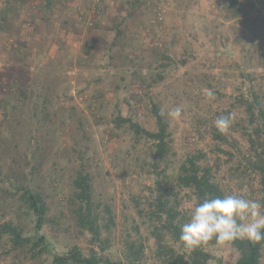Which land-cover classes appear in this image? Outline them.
<instances>
[{"label": "rangeland", "instance_id": "374dc122", "mask_svg": "<svg viewBox=\"0 0 264 264\" xmlns=\"http://www.w3.org/2000/svg\"><path fill=\"white\" fill-rule=\"evenodd\" d=\"M2 2L0 0V8ZM186 2L184 0V4L178 6L174 0H151L148 9L143 5L126 21L127 31L123 40L128 45L125 54L115 53L112 57L109 41L113 33L108 27L113 23L120 1L51 0L47 6L45 0H22L13 8L10 30H0V77L14 69L22 74L29 85L26 103L43 109L39 116H43L42 112L47 110L52 119V128L39 130L37 116L33 119L28 116L23 128H18L16 122L22 117H7L5 109L1 107L0 158L8 157L7 161L3 159L7 167L11 156L18 157L23 168L24 155L28 154V159L31 158L36 137L39 136L41 147L36 149L39 160L29 159L30 163L23 170L27 178L20 173L17 176L23 179L19 180L22 184L35 185L38 182L43 185L49 201L48 215L62 220L56 225L57 229L50 223L36 229L34 216L22 215L24 204L19 198L22 190L16 191L12 182L0 175V223L11 219L24 225L25 236H31L34 240L43 236L46 246L35 257L30 252L27 256L13 250L8 254L0 252V264H16V255L21 259L19 264H54L55 255L68 253L75 244L85 254L89 253L92 245L89 242L90 234L78 233L74 217L66 207L70 192L69 168L60 184L54 180V174L60 175L58 171L61 165L71 164L62 158V150L72 145L84 150L85 157L91 159V170L96 179L95 197L102 203H108L115 215L110 235L111 246L102 255L111 261L123 260V250L127 242L133 240L145 244L143 264H160L155 256V249L159 245L152 237V221L138 213L135 202L138 198L141 200L140 208H147L144 199L150 195L148 187L154 185L157 178L150 164L151 141L142 139L136 142L134 132L125 128L115 129L113 118L119 111L141 125L154 129L155 118L151 115L153 103H158L165 113L174 106H182L181 118L167 116L173 154L165 174L169 186L165 192L171 199L175 197L169 193L178 192L182 209L190 211L197 197L189 188L179 186L177 175L187 154L198 148L206 151L212 162L217 155L221 156L222 166L217 176L229 194L260 200L259 180L256 177H231L229 167L238 163L232 161L227 164V155L218 152L217 142L211 135L205 134L201 138L197 131L198 117H211L214 111L229 108L237 87L242 85L239 69L232 64V51L220 54L215 61L207 60L204 53L212 46L202 48L200 42L207 46L210 37L215 34L218 39L229 36L233 40L232 25L236 22L224 19L217 0ZM249 16H259L256 19L258 22L264 20V5L257 0ZM173 23L181 27L176 36L180 46L194 32L202 39L191 42L198 49L199 57L191 59L186 65L167 66L162 70L156 66L159 62L154 61L157 58L155 54L165 49L164 39L171 38L166 32ZM238 24L242 27L239 30L241 35L255 37L244 24ZM207 25L213 31L210 36L203 37L202 28ZM159 71L163 72V78L154 82ZM207 71L214 75L215 88L219 92L195 85L187 79ZM256 71L264 72V68H257ZM207 89L214 92V99L206 97ZM33 90L43 93L40 97L36 93L32 96ZM45 95L50 97V102L45 101ZM1 98L2 94L0 101ZM234 113L236 115V110ZM237 114V118L243 116L242 113ZM111 131L115 134L113 138L109 137ZM234 135L245 144L239 132ZM78 139L80 143L76 145ZM16 143L19 144V153L15 152ZM222 147L228 149L225 144ZM75 163H78L76 158ZM34 164H37L38 170L32 173ZM15 183L18 184V181ZM135 226L139 227V232ZM176 247L180 250L178 245ZM204 247L212 254L211 264H234L240 256L232 242H209Z\"/></svg>", "mask_w": 264, "mask_h": 264}, {"label": "trees", "instance_id": "16d2710c", "mask_svg": "<svg viewBox=\"0 0 264 264\" xmlns=\"http://www.w3.org/2000/svg\"><path fill=\"white\" fill-rule=\"evenodd\" d=\"M2 1L0 30H10V14H12L13 8L17 3L22 0ZM112 1H120V4L113 17L112 25L108 27L109 31L113 33L109 41L111 57L115 53L125 54L124 50L128 45V42L123 40L127 31L126 21L134 13L142 9L143 5H145V9L151 6V0ZM174 1L178 3V6L184 4V0ZM195 1L197 0H187L186 3L191 4ZM256 1L217 0L221 4L222 11L220 14L224 19L236 22L232 25L235 37L233 40L229 36H222L221 39H218L215 34L210 37L207 46L204 42H200V44L202 48L212 46L204 53L207 60L212 59L215 61L221 56L220 54L232 51V64L239 69L242 85L237 87L236 96L230 102L229 108L218 109L214 111L211 117H198L199 125L197 131L201 138H204L205 134L211 135L212 139L217 142L216 149L218 152L227 155L225 160L227 164L232 161L238 163L237 166L236 163L235 165H230L231 177L241 176L243 178L249 177L250 179L256 177L259 180V193H261L259 201L264 203V72L256 71L257 68H264V45L262 43L264 42V20L258 22L256 19L260 18L259 16H249L251 10L256 7ZM258 1L264 5V0ZM45 3L48 6L51 4V0H45ZM239 22L244 24L255 37L249 38L241 35L239 30L242 27L238 24ZM180 29L181 27L178 23H173L166 32L171 38L164 39L165 49L155 54L157 58L154 61L159 62L156 66H160L159 68H162V70L167 68V66L186 65L191 59L199 57L198 49L193 47L191 42L192 40L201 41L202 39L194 32L192 37L185 39L180 46V42L176 39ZM212 31L209 25L203 26V37L210 36ZM105 42H107V39H105ZM229 43L231 45L228 49ZM178 46H180L179 50L177 49ZM12 71L4 73L0 77V94H2L0 108L3 107L5 109L7 117L11 115L22 117L21 120L16 122L18 123V128H23L26 118L32 117L33 119L37 116L36 122L39 130L48 127L51 129L52 119L49 112L46 110L42 112L44 113L43 116H39L43 109L40 110L39 106L34 108L28 102L26 103V99L29 98L27 93L29 85L22 74L15 69ZM157 75V79L153 78L154 82L163 78V72L159 71ZM187 79L195 85L213 88L214 92H219L215 88L217 83L214 82V75L211 71H207L202 75L199 74L196 77L190 76ZM33 93L36 92L33 90L31 92L32 96L34 95ZM42 93L38 91L36 94L40 97ZM45 99L46 102L51 101L47 95H45ZM204 104L207 106V103ZM208 104L210 106V103ZM161 110L162 108L158 103L152 104L151 115L155 118L154 129H149L138 121H134L131 117L122 115L120 111L113 118L114 128L117 130L125 128L126 131L134 132L136 142L142 139L151 141L152 160L150 164L157 178L155 184L148 187L150 195L144 199L147 208H140L141 200L135 199L138 213L152 221V237L155 238L159 245L155 249V256L160 264H211L212 254L204 246L188 251L183 248L182 242L179 240L181 225L187 221L190 211L181 208V199L178 192L171 191L169 193L174 195L175 198L173 199L165 192L169 190L165 174L168 164L172 161L170 157L173 152L170 145L172 139L169 121L166 114L164 116L161 115ZM234 110H236V119L230 131L227 134L220 133L214 126V120L218 116L226 115L234 112ZM237 112L242 113L243 116L237 118ZM81 123L82 121H80V127L82 126ZM202 127L204 128L202 129ZM235 132L240 133V137L246 141L245 144L234 135ZM114 136V131H111L109 137L113 138ZM76 143H80L79 139L75 141ZM224 144L227 145L228 149L222 147ZM35 145V149H32L31 158L29 159L37 161L39 160V153L36 149L41 147L39 136L36 137ZM15 148V152L19 153L18 143H16ZM85 153L84 150L77 149L75 145L64 147L62 158L71 164L67 166L61 165L58 171L60 175L54 174V180L56 182L58 180L57 184H60L65 171L69 168L70 179L68 186L70 192L66 198V207L74 217L78 233H89V242L92 245L89 248V253L85 254L82 248L75 244L68 253L55 255L54 264H143L145 244L137 243L133 240L127 242L126 248L123 250L125 255L123 260L111 261L102 255L111 246L110 235L111 228L115 224V215L108 203H102L95 197L96 179L91 170V159L85 157ZM0 155H2L1 152ZM7 158V156H3L4 161H7ZM75 158L78 162L77 164L75 163ZM3 159L0 158V175H3L5 180L12 182L10 184L16 188V191L22 190L19 196L24 204L21 208L22 215L32 214L35 219L36 229L42 228L47 223L57 229L56 225L60 224L62 219L48 215L49 201L45 194V187L38 182L35 185L31 183L29 185L22 184L23 182L19 180L23 179L17 176L20 173L27 178L28 175L23 170L30 163L28 154L24 155L25 166L23 168V164L18 157L11 156L7 167ZM161 164H164V166L162 167ZM221 166V156L217 155L212 162L208 153L198 148L188 153L182 161L177 175L178 184L183 188H189L196 195L197 201L228 195V191L223 188L217 176ZM37 170V164L32 165V173ZM15 181H18V184ZM18 210H20L19 206ZM135 228L139 232V227L135 226ZM24 233V225H19L11 219L2 221L0 223V252L8 254L13 250L24 256H27L30 252L31 256L35 257V254H40L45 250L46 246L43 236L39 237L38 240H34L31 236H25ZM210 242L215 243L216 241ZM232 243L240 253L234 264H264V241L253 243L248 239L242 238L236 239ZM9 245L11 247L7 248ZM176 245L179 246L180 250H178ZM15 258L17 260L16 264H19L21 261L19 255H16Z\"/></svg>", "mask_w": 264, "mask_h": 264}, {"label": "clouds", "instance_id": "9594fccd", "mask_svg": "<svg viewBox=\"0 0 264 264\" xmlns=\"http://www.w3.org/2000/svg\"><path fill=\"white\" fill-rule=\"evenodd\" d=\"M206 97L214 99L215 94L207 89ZM183 108L174 106L165 114L173 119L181 118ZM236 115L230 112L214 120V126L227 134ZM248 239L253 243L264 241V203L232 193L223 197L197 201L190 209L187 221L181 225L179 240L184 249L195 250L215 240L218 244H227L236 239Z\"/></svg>", "mask_w": 264, "mask_h": 264}]
</instances>
